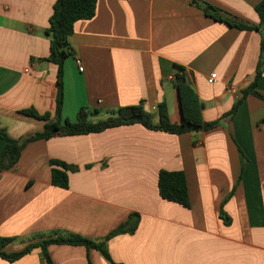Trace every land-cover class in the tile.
I'll use <instances>...</instances> for the list:
<instances>
[{
  "label": "crops",
  "instance_id": "1",
  "mask_svg": "<svg viewBox=\"0 0 264 264\" xmlns=\"http://www.w3.org/2000/svg\"><path fill=\"white\" fill-rule=\"evenodd\" d=\"M56 1L0 0V130L14 140L44 130L24 110L56 114L58 67L44 61ZM262 1L98 0L95 17L78 21L70 37L62 120L75 123L87 108L96 123L143 104L158 123L165 102L180 123L178 65L192 76L204 120L222 119L255 80L262 35L215 21L205 8L258 26ZM256 91L264 96V73ZM5 146L0 138V155ZM51 160L77 167L68 189L52 184ZM161 170L185 173L190 208L161 199ZM134 213L135 233L107 243L116 264H264V100L249 95L210 131L172 135L132 125L39 140L0 175V236L13 239L7 253L56 232L101 242ZM48 252L54 264H111L83 246ZM0 264L47 263L35 249Z\"/></svg>",
  "mask_w": 264,
  "mask_h": 264
},
{
  "label": "trees",
  "instance_id": "2",
  "mask_svg": "<svg viewBox=\"0 0 264 264\" xmlns=\"http://www.w3.org/2000/svg\"><path fill=\"white\" fill-rule=\"evenodd\" d=\"M97 4L98 0H57L54 4L53 13L49 20V27L45 32L50 40V54L44 61L58 67L56 114L54 119H51L50 114L40 115L33 109L24 110L23 114L44 121L46 124L42 132H36L19 140L11 139L3 130H0V138L6 142V146L0 155V175L5 171L15 169L26 146L39 140L97 134L109 129L132 125H142L148 130L165 132L172 135L210 131L220 126L224 119H232L249 95H254L264 100V96L256 91L258 81L264 73V0L256 6V12L260 18L258 26L226 19L214 7L208 5L205 8L206 15L215 21L226 23L230 27L239 30H254L262 35L261 59L256 70L255 80L248 88L242 91L241 98L222 119L214 122H206L204 120V103L194 89L192 76L185 67L178 65L174 86L182 108V122L180 123H173L171 121L168 105L165 102L159 106L158 123L153 122L152 114L145 109L143 104L120 108L116 116L96 123L90 121V111L87 108L80 110L77 122L63 121L64 67L66 60L75 54L70 44V37L73 35L75 24L78 21L91 20L95 17ZM50 165L52 167V184L62 189H68V172L76 171L77 167L59 160H51ZM158 190L162 200L179 204L184 208H190L188 183L183 171L161 170L159 173ZM227 220L226 218L225 221ZM139 222L140 215L138 213L132 214L126 223L120 225L101 242L85 238L81 235L60 234L56 232L49 238L30 244L23 250L14 253H7L5 251L6 246L13 239L0 236V258L14 262L32 253L35 249H41L45 262L47 264H54L49 255L48 247L50 245H70L83 246L87 250H97L111 264H116L109 254L108 241L120 234H134Z\"/></svg>",
  "mask_w": 264,
  "mask_h": 264
},
{
  "label": "built area",
  "instance_id": "3",
  "mask_svg": "<svg viewBox=\"0 0 264 264\" xmlns=\"http://www.w3.org/2000/svg\"><path fill=\"white\" fill-rule=\"evenodd\" d=\"M77 63H78V65H79V69H80V71H83L84 68H83V66H82V64H81V61H80V60H77ZM216 78H217V75H216V74L211 75V77L209 78V82H210V83H214L215 80H216Z\"/></svg>",
  "mask_w": 264,
  "mask_h": 264
},
{
  "label": "water",
  "instance_id": "4",
  "mask_svg": "<svg viewBox=\"0 0 264 264\" xmlns=\"http://www.w3.org/2000/svg\"><path fill=\"white\" fill-rule=\"evenodd\" d=\"M180 108H181V104H180ZM181 113H182V108H181Z\"/></svg>",
  "mask_w": 264,
  "mask_h": 264
}]
</instances>
